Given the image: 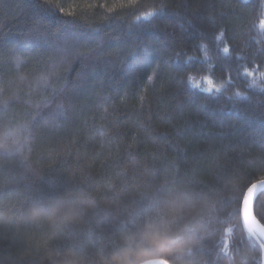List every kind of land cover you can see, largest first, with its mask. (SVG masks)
<instances>
[{
  "label": "trees",
  "instance_id": "trees-1",
  "mask_svg": "<svg viewBox=\"0 0 264 264\" xmlns=\"http://www.w3.org/2000/svg\"><path fill=\"white\" fill-rule=\"evenodd\" d=\"M262 21L264 0H0V130L29 141L0 157V264L68 245L95 262L181 193L216 209L185 264H263L241 211L264 181ZM67 193L96 207L52 239L27 212ZM254 211L264 225V192Z\"/></svg>",
  "mask_w": 264,
  "mask_h": 264
},
{
  "label": "clouds",
  "instance_id": "clouds-1",
  "mask_svg": "<svg viewBox=\"0 0 264 264\" xmlns=\"http://www.w3.org/2000/svg\"><path fill=\"white\" fill-rule=\"evenodd\" d=\"M26 131L22 128L0 130V157L20 156L29 143ZM95 207L94 198L67 193L34 204L27 215L33 223L46 225L50 237L56 239L79 228L87 212ZM215 211L214 204L207 198L178 201L177 195L170 194L157 218L132 233L122 235L119 243L107 252L99 253L95 262L89 261L86 253L78 247L68 245L46 248L42 264H150L153 259H165L167 264H185L183 258L190 256L207 237ZM161 221L170 231L158 238L153 236L145 240L144 226ZM146 246L152 249L151 253H146ZM228 264H248V258L241 256L237 260L233 256L228 259Z\"/></svg>",
  "mask_w": 264,
  "mask_h": 264
},
{
  "label": "snow or ice",
  "instance_id": "snow-or-ice-1",
  "mask_svg": "<svg viewBox=\"0 0 264 264\" xmlns=\"http://www.w3.org/2000/svg\"><path fill=\"white\" fill-rule=\"evenodd\" d=\"M243 2H247V0H243ZM155 13L149 12L147 15H144L140 19L142 21H149ZM260 28L264 29V21L260 23ZM218 39L223 40V35L221 34ZM223 53L227 57L229 53V49L227 47L223 48ZM19 67V65H17ZM246 77H252L254 75L253 71H247L244 73ZM258 80H264V76H258L256 79H253L251 81L252 87H257L258 86ZM207 87H201L199 84L195 85V88L198 89L201 93H206L208 95H215L219 94L221 92L220 88H213V81L208 80L207 82ZM237 101H245L248 99L247 96L241 95L239 92H236L234 96L231 98ZM260 187H264V181L261 182ZM258 185L257 184H252L247 191L243 194L242 196V201H241V211L243 215V220H245L248 224V232L253 238H264V226L259 224L254 217L252 211H251V206L254 201V196L257 192ZM177 200L178 201H185L188 200V197L181 193L177 195ZM170 231V228L165 226V224L161 222H153L151 224H148L144 226V239H150L153 236L155 237H160L162 234H167ZM146 253H151L152 249L150 247L145 248ZM150 264H167V261L165 259H153L150 261Z\"/></svg>",
  "mask_w": 264,
  "mask_h": 264
},
{
  "label": "water",
  "instance_id": "water-1",
  "mask_svg": "<svg viewBox=\"0 0 264 264\" xmlns=\"http://www.w3.org/2000/svg\"><path fill=\"white\" fill-rule=\"evenodd\" d=\"M261 182H262V181H261ZM261 182L256 183V184L258 185V188H257V192H256V194H255V196H254V201H253V204H252V206H251V211H252L254 217L256 218L257 222H258L259 224H261L262 226H264V225H263L262 223H260V221L257 219V217H256V215H255V211H254V207H255V203H256L257 198H258V197L264 192V187H260ZM242 220H243V215H242ZM243 225H244L245 229H246L247 232H248V224H247V222H246L245 220H243ZM248 233H249V232H248ZM254 239H256V241L259 242V243L262 245V247H263V251H264V238H254ZM263 264H264V263H263Z\"/></svg>",
  "mask_w": 264,
  "mask_h": 264
}]
</instances>
